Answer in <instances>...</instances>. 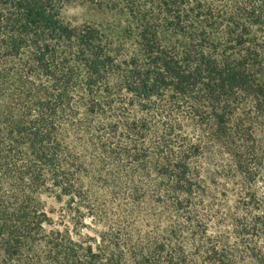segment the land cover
Listing matches in <instances>:
<instances>
[{"label":"trees","instance_id":"trees-1","mask_svg":"<svg viewBox=\"0 0 264 264\" xmlns=\"http://www.w3.org/2000/svg\"><path fill=\"white\" fill-rule=\"evenodd\" d=\"M0 264H264V0H0Z\"/></svg>","mask_w":264,"mask_h":264},{"label":"rangeland","instance_id":"rangeland-1","mask_svg":"<svg viewBox=\"0 0 264 264\" xmlns=\"http://www.w3.org/2000/svg\"><path fill=\"white\" fill-rule=\"evenodd\" d=\"M62 18L72 25H79L84 22H93L99 20L102 16L95 9L83 3H69L62 9ZM48 203H52L50 200Z\"/></svg>","mask_w":264,"mask_h":264}]
</instances>
